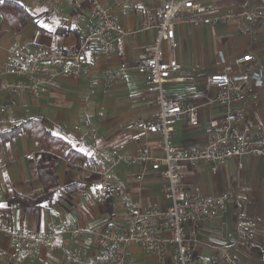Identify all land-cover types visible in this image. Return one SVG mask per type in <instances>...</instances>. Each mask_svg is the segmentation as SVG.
Here are the masks:
<instances>
[{
  "label": "crops",
  "instance_id": "crops-1",
  "mask_svg": "<svg viewBox=\"0 0 264 264\" xmlns=\"http://www.w3.org/2000/svg\"><path fill=\"white\" fill-rule=\"evenodd\" d=\"M146 1L150 4L144 7ZM103 2L114 11L123 27L140 30L149 13L163 0ZM243 2L217 0V7L210 15L239 12ZM59 4L55 9L39 0L0 3V72L7 49L15 41L27 44L32 50L80 46L93 25L90 0H59ZM175 28L179 46L172 49L165 42L164 50L167 57L178 59L179 71L173 80L165 83V90L170 96L198 104L200 123L191 126L181 119L172 140L185 147H202L207 140L206 127L220 122L225 112L221 104L210 102L218 90L207 84L208 76L235 68V57L245 52H252L255 64L264 69V27H254L247 33L241 21L232 20L198 26L178 22ZM155 35V29L129 35L117 42L116 50L108 56L93 50L88 53L78 77L48 66L46 89L39 99L28 91L11 87L26 78L0 74V105L7 106L0 115V134L24 121L41 119L62 143L57 153L58 185L53 189V196L41 202L37 211L28 212L11 199L16 194L35 199L44 193L38 172V156L44 145L28 131L7 140L0 139V221L6 226L0 230V264H13L5 252L11 246L9 233L17 226H24L32 233L42 234L49 228L57 233L55 246H41L34 258L22 264H66V252L77 245L72 229L82 231L80 244L95 256L91 233L94 228L109 224L127 226L137 212L150 206L165 209L170 205L171 200L164 196L162 183L154 173L139 181L137 170L124 162L116 167L109 199L96 204L92 196L98 180L86 169L90 159L98 154L110 155L113 147L121 142L127 144L124 153L133 152L136 142L130 133L134 121L156 116L158 107L148 96L145 79L137 69ZM112 68H125L126 77L117 87L105 88L106 73ZM232 107L243 111L264 136V85ZM159 137L156 134L152 140L157 141ZM70 150L77 151L82 158L71 161ZM30 153L35 159L27 158ZM154 153L163 154L160 150ZM184 183L182 196L189 192L215 195L225 189L234 194L225 210L199 224L196 240L190 239V226H186L189 260L212 262L216 247L226 245L243 264H264V158L244 154L222 164L216 173L211 171L209 163H198L189 166ZM241 227L250 232L248 246L237 243ZM123 264L180 263L174 245L169 247L162 262L156 255L132 244L127 248Z\"/></svg>",
  "mask_w": 264,
  "mask_h": 264
},
{
  "label": "built area",
  "instance_id": "built-area-1",
  "mask_svg": "<svg viewBox=\"0 0 264 264\" xmlns=\"http://www.w3.org/2000/svg\"><path fill=\"white\" fill-rule=\"evenodd\" d=\"M53 8H59V0H39ZM93 25L77 48L43 47L32 50L27 44L15 41L7 49L5 63L0 74H10L26 78L11 87L19 91H28L39 99L45 91L48 66L59 69L62 74L78 77L88 53L97 50L100 55L108 56L116 50L117 42L125 37L135 36L139 31L155 29L152 43L145 49V56L137 64L143 75L146 92L158 107L152 119L138 118L133 123L130 133L136 142L133 152L124 153L127 144L115 145L110 155L98 154L86 165L87 171L98 180L92 196L96 204L105 201L115 180L116 167L124 162L137 170L136 178L144 181L154 173L162 183V192L171 200L170 205L162 209L150 206L137 212L127 226L109 224L104 228H94L92 243L97 252L81 243L82 231L72 229L77 245L66 252V264H123L127 248L138 245L145 252L156 255L162 262L171 245L175 246L180 264H243L231 247L217 246L215 260L212 262H192L189 260V248L186 243V226H190V239L198 237V227L203 221L211 220L225 210L234 194L225 189L215 195H199L189 192L182 196L184 178L189 166L209 163L211 171L216 173L225 163L244 154H253L264 158V136L256 130L250 118L232 105L243 101L256 89L264 85V69L255 64L252 52H245L235 57V68L225 69L208 76L207 84L218 90L211 103L221 104L225 108L220 122L207 126L206 144L202 147H185L173 142L176 124L185 119L189 125L200 123L199 105L168 95L165 83L173 80L179 71V62L175 57H167L164 43L172 49L179 44L176 39V24L185 22L190 25L213 24L239 20L244 32L254 27H264V0H244L239 12H226L210 15L217 0H163L154 8L140 30H128L119 22L113 10L106 7L103 0H90ZM126 77L125 68H112L106 73L105 88H115ZM7 109L0 105V115ZM159 134L157 141L152 137ZM156 145V147L154 146ZM155 150L162 151L158 156ZM27 158L33 160L30 153ZM6 226L0 221V230ZM10 250L5 252L7 260L13 264L34 258L43 246H55L57 233L53 228L44 233H32L24 226H17L9 233ZM238 244L248 246L250 232L239 229Z\"/></svg>",
  "mask_w": 264,
  "mask_h": 264
},
{
  "label": "trees",
  "instance_id": "trees-1",
  "mask_svg": "<svg viewBox=\"0 0 264 264\" xmlns=\"http://www.w3.org/2000/svg\"><path fill=\"white\" fill-rule=\"evenodd\" d=\"M7 3L8 5L10 4V2ZM11 3L13 6L15 5L22 9L19 4L15 2ZM23 131H28L44 145L43 152L38 156V172L44 188V193L35 199L22 194H16L11 199V202L17 206H24L28 212H35L37 211L41 202L49 200L53 196V189L58 185V175L56 168L59 163V157L57 153L61 149L62 143L46 128L45 120L41 119H31L24 121L10 130L2 132L0 134V139L7 140ZM54 148V151L57 152L53 151ZM79 157L82 158V156L77 151H69V158L71 161H74ZM91 161L92 160L90 159L88 162ZM106 198L108 200L109 195H107Z\"/></svg>",
  "mask_w": 264,
  "mask_h": 264
},
{
  "label": "rangeland",
  "instance_id": "rangeland-1",
  "mask_svg": "<svg viewBox=\"0 0 264 264\" xmlns=\"http://www.w3.org/2000/svg\"><path fill=\"white\" fill-rule=\"evenodd\" d=\"M150 4V2L146 1L144 2V7H147Z\"/></svg>",
  "mask_w": 264,
  "mask_h": 264
},
{
  "label": "snow or ice",
  "instance_id": "snow-or-ice-1",
  "mask_svg": "<svg viewBox=\"0 0 264 264\" xmlns=\"http://www.w3.org/2000/svg\"><path fill=\"white\" fill-rule=\"evenodd\" d=\"M4 2V0H0V3H3ZM82 151H84L83 149H82Z\"/></svg>",
  "mask_w": 264,
  "mask_h": 264
}]
</instances>
